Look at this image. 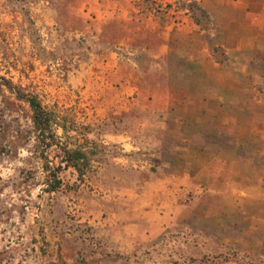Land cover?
<instances>
[{
    "label": "rangeland",
    "instance_id": "rangeland-1",
    "mask_svg": "<svg viewBox=\"0 0 264 264\" xmlns=\"http://www.w3.org/2000/svg\"><path fill=\"white\" fill-rule=\"evenodd\" d=\"M99 3L112 13L96 15L81 8L79 0H0V264H264V247L248 246L253 235L262 233L249 230L245 186L234 199L237 214L223 207L222 215L204 213L189 223L179 218L159 237L138 240L128 253H117L113 240L119 234L110 226L120 221L117 183H122L125 223L129 199L143 193L127 195V189L138 179L149 181L159 160L150 156V143L123 151L122 143L108 140L122 135V129L136 133L138 114L122 115L116 96L120 85L110 86L101 72L105 53L122 55L123 43L145 66L149 59L140 49L158 45L166 25L207 28L206 38L212 28L200 0ZM7 86L37 96L46 109L78 128H90L87 137L97 144V155L83 181L77 182L71 170L61 175L65 184L76 183L75 189L43 191L40 162L27 135L29 108ZM144 134L157 132L144 129ZM122 158L124 167L117 168ZM140 167L138 177L134 171ZM222 193L226 205L230 192ZM200 196L204 191L185 193L183 199Z\"/></svg>",
    "mask_w": 264,
    "mask_h": 264
},
{
    "label": "crops",
    "instance_id": "crops-1",
    "mask_svg": "<svg viewBox=\"0 0 264 264\" xmlns=\"http://www.w3.org/2000/svg\"><path fill=\"white\" fill-rule=\"evenodd\" d=\"M200 1L211 21L209 38L195 25H166L158 45L140 49L149 59L145 66L123 43L122 55L104 56L101 72L110 86L120 85L122 115L138 114L136 133L122 129L108 140L122 143L123 151L150 143V156L159 160L149 181L138 179L127 189V195L143 193L129 199L125 223L117 183L120 221L110 226L119 234L113 240L118 254L159 237L179 218L189 223L204 213L222 215L223 207L237 214L234 199L243 186L249 230L262 233L248 246L264 247V0ZM79 4L96 15L112 13L99 0ZM143 169L135 168L136 176ZM198 191L204 198L183 199ZM223 191L230 192L226 205Z\"/></svg>",
    "mask_w": 264,
    "mask_h": 264
},
{
    "label": "trees",
    "instance_id": "trees-1",
    "mask_svg": "<svg viewBox=\"0 0 264 264\" xmlns=\"http://www.w3.org/2000/svg\"><path fill=\"white\" fill-rule=\"evenodd\" d=\"M193 10L209 23L208 16L200 9ZM199 25V20H195ZM201 28V27H200ZM207 32L208 29H202ZM7 88L13 93L16 100L25 103L30 111L31 129L27 132L32 141L36 159L40 162L43 174V191L55 193L61 189H75L64 183L62 172L71 170L76 175V181L82 182L92 162L97 155V144L88 139L90 128L77 127L73 122L60 117L56 112L46 109L35 95L24 94L11 86ZM60 131V135H58Z\"/></svg>",
    "mask_w": 264,
    "mask_h": 264
}]
</instances>
